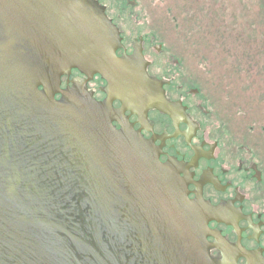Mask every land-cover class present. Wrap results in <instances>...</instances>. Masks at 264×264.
Segmentation results:
<instances>
[{"label":"water","instance_id":"water-1","mask_svg":"<svg viewBox=\"0 0 264 264\" xmlns=\"http://www.w3.org/2000/svg\"><path fill=\"white\" fill-rule=\"evenodd\" d=\"M121 45L97 0H0V264H215L201 203L150 143L59 86L78 68L148 99L164 80Z\"/></svg>","mask_w":264,"mask_h":264},{"label":"flooded vegetation","instance_id":"flooded-vegetation-1","mask_svg":"<svg viewBox=\"0 0 264 264\" xmlns=\"http://www.w3.org/2000/svg\"><path fill=\"white\" fill-rule=\"evenodd\" d=\"M97 1L120 32L118 57L140 53L148 75L164 83L146 86L154 94L132 101L102 74L72 68L59 86H86L117 129L129 124L150 143L201 203L215 264H264V112L255 114L242 95L257 86H243L234 99L231 86H214L213 63L199 50L185 51L189 37L155 19L148 0Z\"/></svg>","mask_w":264,"mask_h":264},{"label":"rangeland","instance_id":"rangeland-1","mask_svg":"<svg viewBox=\"0 0 264 264\" xmlns=\"http://www.w3.org/2000/svg\"><path fill=\"white\" fill-rule=\"evenodd\" d=\"M192 1L195 2V4ZM141 2L147 3V0H141ZM148 2L154 5L153 12L155 14V19H159L160 21H171L172 27L176 31L174 36L177 34L180 35L181 30L185 31L186 29H188L186 32L194 34V31L198 30L199 26H205L206 29H208V33L213 32L212 25L209 26L207 23L211 22L216 26V20L218 19L219 26L225 28L227 20L230 18V20L233 21V18H237V14L239 15L242 13V11H239L242 8L244 9V17H240V15L237 18L238 22L233 21V24H240L239 19H242L244 21L247 20L248 23L251 21V24L254 26L256 22L252 17L257 16V21L261 18V25L259 27L264 34V0H148ZM237 7L239 9L234 10V8ZM210 17V20H205ZM255 33H258V31H255ZM199 37L198 41L202 42L194 47L191 43L189 45L187 44L185 46V51L194 54V50H199V53L202 52L203 56L213 63L214 68L219 66L217 71L215 69L214 86H231V93L229 96L234 99L240 92H243V86L262 85V79L259 78V76L256 77V75L252 73L253 71H247L246 75L242 73L235 74V77L230 73L232 70L231 63L235 53H233L234 51L232 50L229 52L228 50L230 48L227 45L231 42V49H233L234 45L237 46L240 43V37L232 36L228 38L226 35L215 36L212 34H206L205 37L201 35ZM190 38V41L195 40L194 36H190ZM247 41H250V39ZM262 46L264 47V43H262ZM258 49L259 47L256 48V57L253 56L251 59L249 57L246 58L248 63L254 64L260 61L258 59ZM260 62H264V59L262 58ZM242 95L246 97L245 94ZM243 96L241 97L242 100L245 99ZM223 103L227 108L231 105L229 100H225ZM253 105L257 109L258 115H260L261 110L264 112L263 103L262 105L260 103H258V105L253 103Z\"/></svg>","mask_w":264,"mask_h":264},{"label":"trees","instance_id":"trees-1","mask_svg":"<svg viewBox=\"0 0 264 264\" xmlns=\"http://www.w3.org/2000/svg\"><path fill=\"white\" fill-rule=\"evenodd\" d=\"M193 2V1H192ZM195 4V2H193ZM239 8H234V10H238ZM241 14H237V18L240 17H244V9L242 8ZM264 12V10H263ZM216 15V14H215ZM212 16V15H211ZM253 16V13H252ZM264 16V13H263ZM261 17V15H260ZM237 18H233L234 22H238ZM254 19V21L256 22V24L253 26L250 23L242 19H239L240 24L238 25H234L233 21L230 20V18L227 20L226 22V26L225 28L222 26H219V19L216 20V26L213 25L211 22H208L207 25H212V31L213 32H209L208 33V29H206L205 26H199L198 30L194 31V34H191V32H186L188 29H186L185 31L181 30V34L182 36H188L189 37V44L191 43V45L196 46L197 44H199L202 41H198L199 40V36L203 35L204 37L206 36V34L209 35H226V37L230 38L232 36L235 37H240V43L235 46L234 48L231 49V42L227 45L230 49L228 50L229 52L234 51L233 53H235L234 59H232V70H231V74L234 75L235 74H239L242 73L243 75H246L247 71H253L252 73H254L257 76H259V78L262 79V85L261 86H257V88L255 89H247L245 91L246 93V98L248 99V103L250 106H252L253 110H257L255 108V106L253 105V103H256L258 105V103H260L262 105L263 101H264V62H260L262 61V58L264 59V50H263V46L262 43H264V34L262 32V30L260 29V19L257 21L256 18H258L257 16L252 17ZM210 18H206L205 20H210ZM249 21V20H248ZM232 23V25H231ZM228 25V28H227ZM232 28V29H231ZM255 31H258V33H255ZM252 32H253V36H252ZM190 36H194L195 40L190 41ZM250 41H247L249 40ZM262 39V40H259ZM259 47V51H258V59L260 60L257 63H248L246 61V58L249 57L250 59L254 56L256 57V48ZM247 52V55H246ZM219 66H216V71L218 69ZM229 74V73H228ZM264 104V103H263ZM264 107V105H263ZM257 114V112L255 113Z\"/></svg>","mask_w":264,"mask_h":264}]
</instances>
